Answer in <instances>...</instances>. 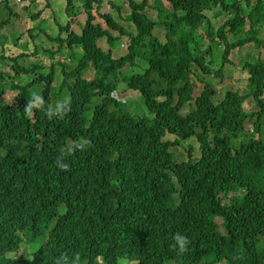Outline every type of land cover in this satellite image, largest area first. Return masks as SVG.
<instances>
[{"label":"trees","instance_id":"obj_1","mask_svg":"<svg viewBox=\"0 0 264 264\" xmlns=\"http://www.w3.org/2000/svg\"><path fill=\"white\" fill-rule=\"evenodd\" d=\"M94 3L100 10L104 0L83 1L80 33L66 27L56 37L40 31L74 58L52 63L51 71L21 63L25 55L38 57L41 48L9 57L0 39V264H53L61 253L76 252L87 264H264V59L242 65L246 96L228 91L217 102L216 88L199 75L223 82L237 48L254 43L264 49V0H163L157 18L145 10L147 0H129L130 13L121 21L132 23L136 34L111 14H99L104 23L96 22ZM0 4L8 9L9 0ZM245 8L252 9L247 14ZM69 11L70 4L71 17ZM212 12L224 18L216 28ZM19 17L0 16V32L16 27ZM118 32L127 36L123 56L104 47L120 41ZM52 48L43 53L52 57ZM124 83L153 120L125 108L131 94L119 92ZM37 86L45 107L55 97L70 98L71 111L49 120L35 110L26 118L23 107ZM8 91L17 95L12 101ZM81 138L92 146L73 152ZM175 144L186 149L187 160L175 159ZM58 157L68 171L56 167ZM229 194L234 199L224 203L222 195ZM178 232L190 240L183 255L173 247ZM45 233L46 243L30 260L5 259Z\"/></svg>","mask_w":264,"mask_h":264},{"label":"rangeland","instance_id":"obj_2","mask_svg":"<svg viewBox=\"0 0 264 264\" xmlns=\"http://www.w3.org/2000/svg\"><path fill=\"white\" fill-rule=\"evenodd\" d=\"M35 0H27L26 2H20L18 0H9V7L6 9L0 4V16L3 18V20L9 18L10 13L20 14L19 17V24L16 27H12L11 25L7 26L5 29H3L1 34V40H2V46L1 51L5 52L6 56L9 55V57L12 56H18L22 52L32 53L34 51V46L37 48H41L40 50L41 54L36 58H30V56H24L21 63L25 65L26 67H33L37 64H41L46 67L48 71H51L52 63L58 64V61H73L74 58L71 57L70 52H67L65 50V46H61L59 43L53 42L52 40L44 39V36L40 33V31H43L49 35H55L58 36L60 33L61 27L70 28L71 30H74L78 33H80V28L84 25L85 19H86V13L84 10L83 1L84 0H70L67 3V0H38L36 3ZM137 2H141L142 0H136ZM19 2V3H18ZM47 2L50 4L47 5ZM129 0H104V4H102L101 9L99 10L96 7V4H93L92 9V15L96 18V22L104 23V21L101 20L99 17V14H111L113 18L120 22L123 29L132 33L136 34V30L134 29V26L132 23H126L122 22V16L128 15L130 13V9L128 6ZM70 4V16H68L66 9L69 7ZM163 4V0H147V6L146 11L147 13L152 17L157 18L156 14L158 13L157 8L159 5ZM157 5V6H156ZM37 7V8H36ZM117 7L121 8V11L119 12ZM35 8V9H34ZM34 9V10H33ZM252 8H245V12L248 14L251 11ZM33 10V11H31ZM31 11V12H30ZM38 12H40L39 17L37 18H31L30 16L36 15ZM30 14V16H29ZM214 27H218L223 24L224 18L221 16L220 18H215L213 16V12L209 14ZM14 20H12V23H14ZM34 28V32L32 34V37L30 38V33L28 32L30 29ZM208 26L203 27L200 29V35L204 34ZM249 29V25L246 30ZM156 34L159 38L162 40H165V32L164 29H156ZM22 35V37L20 36ZM116 35H121L120 41L115 43L113 46H110L109 44L104 45L105 51H114L113 53H118L120 56L126 55L128 53V48L125 47L126 42L124 39H127V36H123L120 32L116 33ZM20 36V42H12V39L17 41V37ZM262 39L264 40V32L262 33ZM35 37V39H33ZM244 38V35L242 34L239 38H232V41H237L239 39ZM118 39V38H117ZM209 41L206 40L205 45L203 46V50L208 48ZM51 51H53V56H48L47 54H44L43 51L47 48L52 47ZM215 47V46H214ZM217 48V47H216ZM112 49V50H111ZM61 51V52H60ZM1 52V54H2ZM74 57H76V53L73 54ZM230 60L234 63L232 64H226L224 74H225V80L221 82L220 80H216L209 77H203L201 75V72H199V75L201 76V80H204L207 83L212 84L217 91V96L215 98V101L219 102L222 99L225 98V95L228 91H234L239 93L242 96H246L249 94L248 89V80L245 72L242 69V65L246 62H253L257 59H264V49L262 47H257L254 43H250L244 47L237 48L236 53L230 55ZM5 59V58H4ZM5 60H1V63L5 64ZM19 60V61H20ZM10 61V59H9ZM142 65V62L140 63ZM143 68L146 69V65L143 66ZM143 72V71H142ZM142 72H136V74H142ZM16 74V72H14ZM23 75V74H22ZM19 76V74L13 75L14 78ZM21 76V75H20ZM26 76V75H23ZM131 76V75H129ZM200 84V83H198ZM201 86V84L199 85ZM202 87V86H201ZM129 92L131 94L130 98L125 99V108H127L129 111H131V115L137 118H149L150 120H153V116H151L146 108L145 103L140 96L136 93H132L128 91L127 85L124 83L123 87L119 90L120 93ZM41 87H36L34 89H31L29 91L30 96L32 93L40 94ZM16 94H12L11 91H8L6 99L9 101H12L14 97H16ZM30 97H28L29 99ZM52 105H55L57 101H60L58 97H55L51 99ZM98 103V99L95 98L92 101V105L95 106ZM252 111H258V107L256 103H252L251 105ZM93 110L90 109L88 113L85 115L86 122H89L92 116ZM190 114V111H187L185 114ZM248 129H252V124L248 125ZM261 139L264 141V119L262 120V129H261ZM257 136V134H255ZM168 138V136H167ZM241 139V141H243ZM187 144H192V141L187 140L185 142ZM186 144V145H187ZM195 145L196 149L198 142L196 141L193 143ZM181 144H175L170 148L172 152L175 153V159L179 160V162H183V160H187L188 158V152L185 148H181ZM194 154L196 157L199 156V152L194 151ZM222 198L224 199V203H230L231 200L234 199L232 194L229 195H222ZM215 221L220 226V229L222 232H224V228L222 226L223 220L219 217H213ZM39 239H33L29 240L28 242H24L20 250L16 253H11L5 255L6 260H17L21 258H25L27 260H30L34 253L38 252L40 248L46 243L47 240V234ZM120 264H124V261L120 262Z\"/></svg>","mask_w":264,"mask_h":264},{"label":"clouds","instance_id":"obj_3","mask_svg":"<svg viewBox=\"0 0 264 264\" xmlns=\"http://www.w3.org/2000/svg\"><path fill=\"white\" fill-rule=\"evenodd\" d=\"M35 110H43L44 115L49 120H51L54 117H60L70 112L71 100L70 98H65L63 100L57 101L55 105H48L47 107H45L44 98L37 93H32L23 107L25 117H34ZM255 137H258V135H255ZM91 146V141L89 139L81 138L80 140L74 142L73 148L71 150L73 152L83 151L86 148H90ZM56 167L61 171H68L70 166L62 157H58L56 160ZM172 239L174 242L173 247L178 255H183L189 250L190 240L183 234L178 232L174 234ZM53 264H87V261L82 258L79 252H76L72 255H69L68 253H61L59 256H56L53 259ZM124 264H138V261L125 259Z\"/></svg>","mask_w":264,"mask_h":264}]
</instances>
